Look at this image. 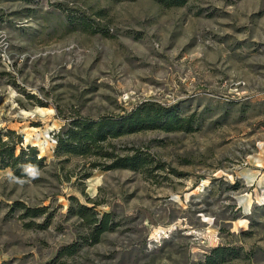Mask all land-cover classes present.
<instances>
[{
	"label": "rangeland",
	"instance_id": "obj_1",
	"mask_svg": "<svg viewBox=\"0 0 264 264\" xmlns=\"http://www.w3.org/2000/svg\"><path fill=\"white\" fill-rule=\"evenodd\" d=\"M144 103L177 121L57 148ZM7 130L45 165L0 169V264H264V0H0Z\"/></svg>",
	"mask_w": 264,
	"mask_h": 264
},
{
	"label": "trees",
	"instance_id": "obj_2",
	"mask_svg": "<svg viewBox=\"0 0 264 264\" xmlns=\"http://www.w3.org/2000/svg\"><path fill=\"white\" fill-rule=\"evenodd\" d=\"M153 1L163 7L180 6L186 2V0ZM107 120L111 119L108 118ZM174 120L177 121L172 111L163 110L157 105L149 106L145 103L114 121L107 122L103 121V119L92 121L86 119H72L68 123V128L65 131L66 137L57 134V148L85 155V150H82L84 145H96L97 141L105 139L108 134L109 136H118L125 133L128 129L150 128L155 124L162 125V127L165 128L174 122ZM184 120H181L180 123L177 124L178 128L183 127L182 122ZM105 125L107 128L104 130ZM186 125L187 126H184L182 129L189 130L190 124ZM106 131H109V133ZM19 141L20 137L16 135L13 130H7L3 135L0 133V169L9 168L12 173L11 175L18 178L29 176L45 165L44 157L37 156L35 146L26 145L20 147L19 151L16 152L15 149ZM87 147L85 149H87ZM141 160H143V158H140L138 155L123 156L118 158L113 164L108 165L107 168L115 165L133 168ZM27 211H30V215H36V213L41 211V208H29ZM77 212L86 222H93L96 219L92 209L84 204H78ZM109 217L110 215L108 213L102 215L98 224L101 226V230L107 229ZM228 253L229 252L223 247L217 246L205 256L204 263L218 264V261L223 260Z\"/></svg>",
	"mask_w": 264,
	"mask_h": 264
},
{
	"label": "built area",
	"instance_id": "obj_3",
	"mask_svg": "<svg viewBox=\"0 0 264 264\" xmlns=\"http://www.w3.org/2000/svg\"><path fill=\"white\" fill-rule=\"evenodd\" d=\"M53 142L55 141L54 139H51Z\"/></svg>",
	"mask_w": 264,
	"mask_h": 264
}]
</instances>
